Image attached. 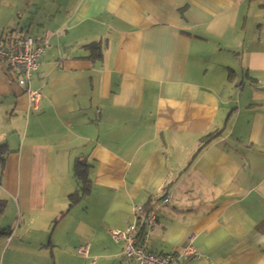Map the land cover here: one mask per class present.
Returning a JSON list of instances; mask_svg holds the SVG:
<instances>
[{"label": "crops", "instance_id": "crops-1", "mask_svg": "<svg viewBox=\"0 0 264 264\" xmlns=\"http://www.w3.org/2000/svg\"><path fill=\"white\" fill-rule=\"evenodd\" d=\"M24 34L50 47L38 109L0 56V264H136L110 232L136 205L173 264H264V0H0Z\"/></svg>", "mask_w": 264, "mask_h": 264}, {"label": "built area", "instance_id": "built-area-1", "mask_svg": "<svg viewBox=\"0 0 264 264\" xmlns=\"http://www.w3.org/2000/svg\"><path fill=\"white\" fill-rule=\"evenodd\" d=\"M47 43L37 42L30 34H24L11 43L10 46L0 45V56L11 67L20 85L24 86L31 100V108L40 107L42 94L30 86L33 75L39 70L42 57L49 48ZM162 202L170 201L169 196H163ZM133 219L127 222L123 229H111L115 241H124V255L129 261L136 264H173L178 259L177 254H158L147 246V240L157 221V208L145 209V206L136 205L133 208ZM82 254H88L87 246H81ZM197 254L191 243L187 244L180 252L182 257H192ZM179 256V255H178ZM180 256V257H181Z\"/></svg>", "mask_w": 264, "mask_h": 264}, {"label": "trees", "instance_id": "trees-1", "mask_svg": "<svg viewBox=\"0 0 264 264\" xmlns=\"http://www.w3.org/2000/svg\"><path fill=\"white\" fill-rule=\"evenodd\" d=\"M88 47L91 48L90 50V57L93 59L96 58H102L103 53V46L101 42H94L91 43ZM209 140L214 138L213 133H209L206 136ZM9 152L8 146L5 143L0 142V161L4 164L6 154ZM88 168L89 166L82 162L78 161L75 165V176L77 178V181L80 184V189L77 194H74L71 196V206L75 205L79 202V200L82 198V196L88 194L91 190L90 183L91 180L88 177ZM7 207L6 200H0V213H2ZM145 209H149V207L145 206ZM10 234L9 230H1L0 231V237Z\"/></svg>", "mask_w": 264, "mask_h": 264}, {"label": "rangeland", "instance_id": "rangeland-1", "mask_svg": "<svg viewBox=\"0 0 264 264\" xmlns=\"http://www.w3.org/2000/svg\"><path fill=\"white\" fill-rule=\"evenodd\" d=\"M0 142H2V141H0ZM2 143H5V142H2ZM6 144V143H5ZM3 163L0 161V172H1V165H2ZM2 219V221H1V223H4V222H10V218H9V216H8V212H5V211H3L2 213H0V220Z\"/></svg>", "mask_w": 264, "mask_h": 264}]
</instances>
